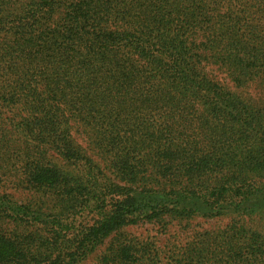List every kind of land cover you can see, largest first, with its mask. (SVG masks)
Wrapping results in <instances>:
<instances>
[{"label":"trees","instance_id":"1","mask_svg":"<svg viewBox=\"0 0 264 264\" xmlns=\"http://www.w3.org/2000/svg\"><path fill=\"white\" fill-rule=\"evenodd\" d=\"M250 87L264 0H0V264H264Z\"/></svg>","mask_w":264,"mask_h":264},{"label":"rangeland","instance_id":"2","mask_svg":"<svg viewBox=\"0 0 264 264\" xmlns=\"http://www.w3.org/2000/svg\"><path fill=\"white\" fill-rule=\"evenodd\" d=\"M249 91L253 94L260 95L261 100H264V91L259 94L257 90L253 87H250ZM226 223L227 220L196 217L192 220L191 224L186 229H182L178 225H170L167 231L162 232L161 229H159L158 226L154 223H142L139 225L126 227L125 232L129 234V236L134 237L136 239H149L152 240L157 246H164L173 245L174 243L183 241L186 236L192 234L195 231L221 228L225 226ZM176 229H178V233ZM91 261L92 260L90 259L85 264H90Z\"/></svg>","mask_w":264,"mask_h":264}]
</instances>
